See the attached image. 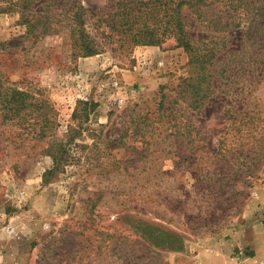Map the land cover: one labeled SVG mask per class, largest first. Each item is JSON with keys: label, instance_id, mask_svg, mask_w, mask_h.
I'll list each match as a JSON object with an SVG mask.
<instances>
[{"label": "rangeland", "instance_id": "1", "mask_svg": "<svg viewBox=\"0 0 264 264\" xmlns=\"http://www.w3.org/2000/svg\"><path fill=\"white\" fill-rule=\"evenodd\" d=\"M16 1L0 0V82L48 99L58 114L57 137L73 124L79 99L99 109L77 140L84 144L74 149L80 161L48 182V139L4 124L0 109V264H232L250 254L246 241L264 234V73L252 88L259 114L251 122L228 117L234 110L225 104L223 81L218 97L194 112L177 94L190 66L174 38L120 48L119 37H104L97 16L106 19L116 0H80L99 43V53L86 57L64 14L45 13L55 18L41 35L42 5L22 12ZM152 47L161 53L146 52ZM168 107L199 133L184 135L199 147L195 163L180 162L192 144L179 139L168 148L164 134L128 148L132 122L156 119ZM222 139L227 145L220 147ZM219 159L227 161L224 175L214 172Z\"/></svg>", "mask_w": 264, "mask_h": 264}, {"label": "trees", "instance_id": "2", "mask_svg": "<svg viewBox=\"0 0 264 264\" xmlns=\"http://www.w3.org/2000/svg\"><path fill=\"white\" fill-rule=\"evenodd\" d=\"M14 4L22 12L33 10L38 4L42 5L41 11L46 22L42 24L41 35L50 32V22L55 18L45 13L59 10L70 21L71 37L80 48L82 56L99 53V43L86 27L88 9L80 0H17ZM112 12L105 15L106 19L97 17L105 23L104 37L110 42H115L116 37H119L116 42L120 48L126 45H160L174 38L177 45L188 54V76L182 78L177 86L178 97L188 109L198 112L213 97H218L214 94L222 92L219 86L223 81L228 87L226 94L229 97L225 99V104L233 106L234 110L228 116L232 122H245L246 119L251 122L259 114L258 111L254 112L257 104L251 100H254L252 93L257 85L256 79L260 80V74L264 73L263 0H116ZM29 22L25 18V23ZM194 22L197 27L201 26L199 33L189 30L195 26ZM237 30L241 36L239 46L232 43L238 36L235 32ZM240 103H243L242 107L236 108ZM250 104L253 108L245 112L244 109ZM0 109L4 124L10 123L13 128L23 129L36 140L48 139L45 154L50 157L52 164L43 175L44 181L48 182L80 161L74 149L84 145L77 140L83 138V132L89 131L90 127L85 125L96 122L99 103L79 99L72 114L73 124L68 126L63 137L55 135L59 127L58 114L44 97H35L0 82ZM181 128L184 129L183 133L179 132ZM126 131V136L133 142L128 148H145L153 136L164 134L163 140L168 143V148L178 144L179 139L192 144L180 162L197 161L194 155L199 147L193 144L192 137L187 139L184 135L191 136L194 131L199 133L188 119L174 114L173 107L159 111L156 119L145 116L133 121ZM243 137V134L235 136L236 142ZM119 142L123 143V140ZM232 142L236 144L234 140ZM219 145H227V142L222 139ZM226 162L221 165L219 159L214 172L224 175Z\"/></svg>", "mask_w": 264, "mask_h": 264}, {"label": "crops", "instance_id": "3", "mask_svg": "<svg viewBox=\"0 0 264 264\" xmlns=\"http://www.w3.org/2000/svg\"><path fill=\"white\" fill-rule=\"evenodd\" d=\"M146 52L158 54L161 53L160 47H152L148 49ZM137 75V74H136ZM142 77V76H141ZM148 76H144L143 81L148 82L149 79H147ZM246 248L250 249V254L248 255H242L239 258L232 262V264H264V234L263 236H260L258 238L249 239L246 241ZM250 246H254V248H249ZM241 244L239 246L240 253H242ZM249 251V250H248Z\"/></svg>", "mask_w": 264, "mask_h": 264}]
</instances>
